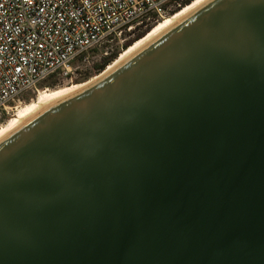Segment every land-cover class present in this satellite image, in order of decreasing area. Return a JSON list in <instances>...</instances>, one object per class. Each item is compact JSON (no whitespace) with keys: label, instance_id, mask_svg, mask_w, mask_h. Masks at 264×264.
I'll return each instance as SVG.
<instances>
[{"label":"water","instance_id":"obj_1","mask_svg":"<svg viewBox=\"0 0 264 264\" xmlns=\"http://www.w3.org/2000/svg\"><path fill=\"white\" fill-rule=\"evenodd\" d=\"M0 264H264V0H207L0 138Z\"/></svg>","mask_w":264,"mask_h":264},{"label":"built area","instance_id":"obj_2","mask_svg":"<svg viewBox=\"0 0 264 264\" xmlns=\"http://www.w3.org/2000/svg\"><path fill=\"white\" fill-rule=\"evenodd\" d=\"M184 1L0 0V114H14L52 75L73 79L81 64L120 55L138 27Z\"/></svg>","mask_w":264,"mask_h":264},{"label":"bare ground","instance_id":"obj_3","mask_svg":"<svg viewBox=\"0 0 264 264\" xmlns=\"http://www.w3.org/2000/svg\"><path fill=\"white\" fill-rule=\"evenodd\" d=\"M207 0H193L190 4L183 7L181 10L173 14L172 16L168 17L166 20H164L160 25L154 27L151 29V31L142 39L138 40L135 44L131 45L128 49L124 50L122 54L113 62L111 63L106 70L102 71L97 77L88 80L86 82L82 83H74L72 85H68L61 88H55V89H44L40 91L38 99L36 103H27L19 112L11 117L8 122L3 126L0 127V138L9 133L11 130L15 129L28 115L33 113L36 109L43 106L44 104L48 103L51 100H54L60 96L72 94L81 88L87 86L95 79L99 78L101 75H104L111 69H113L115 66H117L121 61H123L125 58H127L129 55H131L134 51H136L139 47H141L143 44L163 32L165 29H167L169 26H171L174 22H176L178 19L182 18L184 15L189 13L190 11L194 10L196 7L200 6L202 3H204Z\"/></svg>","mask_w":264,"mask_h":264},{"label":"rangeland","instance_id":"obj_4","mask_svg":"<svg viewBox=\"0 0 264 264\" xmlns=\"http://www.w3.org/2000/svg\"><path fill=\"white\" fill-rule=\"evenodd\" d=\"M179 10H181V9H179ZM170 16H172V15L167 16L165 19H161L160 20L161 22L158 21V22L151 23L150 24L151 25V28L154 25H156V26L160 25V23H162L164 20H166ZM156 26H154V27H156ZM145 28H146L145 26L140 27V28L138 27V29L135 31V33L137 34L139 31H141V29H145ZM122 52H124V50L121 51V54H122ZM94 69H95L94 68V63L93 64H81L80 67H79V70L75 73V76L73 77V79H71L70 77H65V76H62V75L59 76L58 75L55 80H53V81H51L49 83H46V85H44V86H41L40 85L39 86V90L32 91L28 95L25 96L24 101L22 103H19L18 104L17 108L15 109V113L14 114H12V115H4V114L1 115L0 114V127H3L8 122V120L11 117L15 116L19 112V110H21L27 103L28 104L29 103H32V104L34 103L35 104L36 101H37V99H38V96H39L40 91H42L44 89H48V88L49 89L61 88V87H65V86H68V85H72L74 83H82V82H86L88 80H91V79L97 77V75L100 74V73H96ZM89 74H91V76ZM87 75H89L90 78L87 79V80H84L85 76H87Z\"/></svg>","mask_w":264,"mask_h":264},{"label":"trees","instance_id":"obj_5","mask_svg":"<svg viewBox=\"0 0 264 264\" xmlns=\"http://www.w3.org/2000/svg\"><path fill=\"white\" fill-rule=\"evenodd\" d=\"M192 1L193 0H186V1H184L183 6L185 7L186 5L190 4ZM182 8L183 7H180V8H178L175 11L178 12V10L179 9H182ZM154 26H156V25H154ZM152 28H151V25H148L145 29H141V31H139L134 37L128 39V41L124 45V49H128L131 45H133L134 43H136L138 40H140L143 37H145L151 31ZM118 57H119V51L111 54L110 56L103 57L101 61H98L97 63H95V65H94L95 72L96 73H101L102 71L106 70L107 66L109 64H111L114 60H116ZM89 75L91 76V74H89ZM89 75L85 76L84 80L89 79L90 78ZM57 76H58L57 74L52 75L49 79H47L46 81H44L41 84V86H44V85H46V83H49V82L55 80L57 78Z\"/></svg>","mask_w":264,"mask_h":264}]
</instances>
